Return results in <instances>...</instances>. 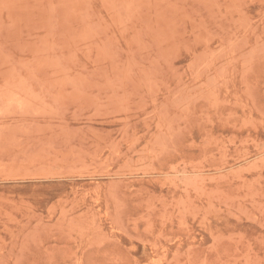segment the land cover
Returning <instances> with one entry per match:
<instances>
[{
    "label": "rangeland",
    "instance_id": "374dc122",
    "mask_svg": "<svg viewBox=\"0 0 264 264\" xmlns=\"http://www.w3.org/2000/svg\"><path fill=\"white\" fill-rule=\"evenodd\" d=\"M0 264H264V0H0Z\"/></svg>",
    "mask_w": 264,
    "mask_h": 264
}]
</instances>
